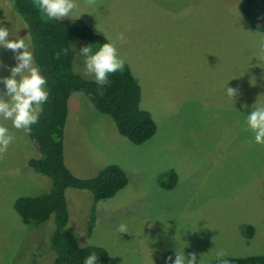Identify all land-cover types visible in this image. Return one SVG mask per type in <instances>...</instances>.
<instances>
[{
    "label": "rangeland",
    "instance_id": "obj_1",
    "mask_svg": "<svg viewBox=\"0 0 264 264\" xmlns=\"http://www.w3.org/2000/svg\"><path fill=\"white\" fill-rule=\"evenodd\" d=\"M240 1L76 0L72 16L62 19L83 20L112 40L123 34L119 59L131 66L141 106L158 126L151 139L135 144L110 115L71 101L75 117L66 124L65 142L72 170L92 177L118 164L129 178L114 197L97 203L88 190L67 192L70 229L81 245L105 247L109 264H172L168 258L183 249L188 259L196 255V264H213L218 250L230 257L264 254V145L244 123L257 102L264 104V33L251 26ZM18 25L12 1L0 0V27L9 40L27 42ZM86 45L71 41L75 70L94 78L78 55ZM17 64L11 50L0 48L4 99V78ZM227 85L235 98L226 96ZM0 124L14 137L0 152V264H53V220L29 226L15 208L17 197L46 193L52 180L28 163L40 156L29 132L11 120ZM171 169L178 183L166 189L160 177ZM246 225L255 227L252 238Z\"/></svg>",
    "mask_w": 264,
    "mask_h": 264
},
{
    "label": "trees",
    "instance_id": "obj_2",
    "mask_svg": "<svg viewBox=\"0 0 264 264\" xmlns=\"http://www.w3.org/2000/svg\"><path fill=\"white\" fill-rule=\"evenodd\" d=\"M13 13L30 46L36 66L47 78L48 99L36 124L31 126L29 137L40 151V156L28 160L38 173L52 180V188L39 195H21L15 200V208L23 222L40 226L53 220L54 227L48 240V249L55 251L53 264H87L95 255L98 264H109L108 250L99 245H81L79 236L70 229L68 189L88 190L94 203L114 197L128 184L127 172L118 164L102 168L92 177L76 175L66 160V124L70 117V101L75 93H82L86 101L99 111L110 115L118 132L135 144H143L157 133V123L150 111L141 106L142 93L131 66L125 62L121 74H109L106 85L96 84L95 78L86 77L75 70L76 52L71 41L80 39L87 45L106 42L104 35L96 32L83 20L48 21L35 5V0H11ZM240 10L251 26L264 33V0H241ZM161 186L174 189L178 183L175 169L160 177ZM95 211V207H92ZM94 216V215H93ZM94 217L88 230L93 229ZM249 237L255 227L246 225ZM227 264H264V254L230 257ZM213 264H220L214 261Z\"/></svg>",
    "mask_w": 264,
    "mask_h": 264
},
{
    "label": "clouds",
    "instance_id": "obj_3",
    "mask_svg": "<svg viewBox=\"0 0 264 264\" xmlns=\"http://www.w3.org/2000/svg\"><path fill=\"white\" fill-rule=\"evenodd\" d=\"M35 5L41 15L48 21H61L65 17H71L78 5L76 0H35ZM80 18V16H79ZM104 33V32H103ZM105 34V33H104ZM7 28L0 27V48H7L15 54L18 64L11 69V75L4 78L8 99L0 96V118L11 120L15 129L31 131V126L39 120L43 111V104L48 99L47 78L41 74V70L34 64L33 53L24 39L9 40ZM106 42L88 44L80 48L78 55L83 58L86 74L95 78L96 84L104 86L109 81V74L118 75L124 71V64L119 59L117 42L124 44L122 33L115 40L109 39L105 34ZM22 49V51H20ZM19 77V79H17ZM225 94L229 98H235L236 90L226 87ZM245 131L250 132L254 142L264 145V104L256 103L249 114H245ZM14 137L6 126L0 124V152L7 150ZM121 225V231H124ZM191 231V230H188ZM226 253L218 250L215 260L220 264H227L224 259ZM172 264H196V255L191 259L176 250L174 261L168 258ZM87 264H98L95 255L90 257Z\"/></svg>",
    "mask_w": 264,
    "mask_h": 264
},
{
    "label": "crops",
    "instance_id": "obj_4",
    "mask_svg": "<svg viewBox=\"0 0 264 264\" xmlns=\"http://www.w3.org/2000/svg\"><path fill=\"white\" fill-rule=\"evenodd\" d=\"M82 96V97H81ZM78 99L79 101H82L83 102V100H85L86 101V97L82 94V93H75V94H73V96L71 97V101L73 100V99ZM71 101H70V115H71V118H69V120L71 121V120H74V117H75V115H73L72 114V103H71ZM84 105H87L86 103H84ZM87 108H93V107H90L89 105H87ZM71 138V137H70ZM66 160H67V163H68V156H67V150H66ZM68 165H69V163H68ZM70 166V165H69ZM70 168H71V166H70ZM72 169V168H71ZM73 171V170H72ZM74 172V171H73ZM75 173V172H74ZM76 174V173H75ZM76 175H78V174H76Z\"/></svg>",
    "mask_w": 264,
    "mask_h": 264
}]
</instances>
